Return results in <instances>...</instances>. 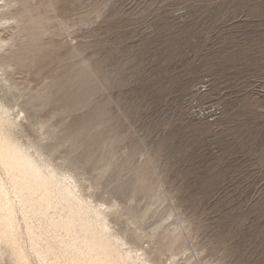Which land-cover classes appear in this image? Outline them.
<instances>
[{
	"label": "rangeland",
	"instance_id": "obj_1",
	"mask_svg": "<svg viewBox=\"0 0 264 264\" xmlns=\"http://www.w3.org/2000/svg\"><path fill=\"white\" fill-rule=\"evenodd\" d=\"M47 2L0 11L42 31L8 76L17 139L151 264H264V0Z\"/></svg>",
	"mask_w": 264,
	"mask_h": 264
},
{
	"label": "bare ground",
	"instance_id": "obj_2",
	"mask_svg": "<svg viewBox=\"0 0 264 264\" xmlns=\"http://www.w3.org/2000/svg\"><path fill=\"white\" fill-rule=\"evenodd\" d=\"M25 1L0 0V11ZM46 4L51 6L47 0ZM9 20L15 23L14 36L10 42L0 36V259L2 247H11L18 264H31L24 252L28 247H14L20 227L18 213L38 264H151L144 252L134 250L113 232L107 208L86 199L74 175L60 170L41 145L40 149L17 139L21 120L27 116L7 97L12 93L8 76L23 66L33 47L38 48L33 36L42 31L36 32L37 22L23 12L0 16V26Z\"/></svg>",
	"mask_w": 264,
	"mask_h": 264
}]
</instances>
